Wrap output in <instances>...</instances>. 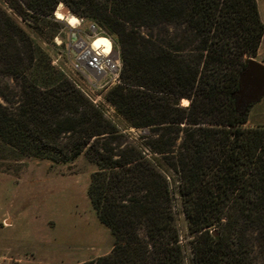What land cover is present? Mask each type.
<instances>
[{
    "label": "trees",
    "instance_id": "1",
    "mask_svg": "<svg viewBox=\"0 0 264 264\" xmlns=\"http://www.w3.org/2000/svg\"><path fill=\"white\" fill-rule=\"evenodd\" d=\"M10 1L33 28L63 3L109 35L121 65L104 100L148 129L131 141L0 7L1 144L52 163L84 155L96 169L87 196L113 244L80 264H185L178 204L192 264H264V125H244L254 104L235 95L264 34L257 0Z\"/></svg>",
    "mask_w": 264,
    "mask_h": 264
},
{
    "label": "rangeland",
    "instance_id": "2",
    "mask_svg": "<svg viewBox=\"0 0 264 264\" xmlns=\"http://www.w3.org/2000/svg\"><path fill=\"white\" fill-rule=\"evenodd\" d=\"M258 5L264 17V0H258ZM0 7L49 55L53 66L62 68L122 133L142 145V135L148 129L127 127L104 100L107 89L117 81L106 76L94 82L88 75L70 68L68 47L74 37L91 34L92 22L84 20L78 27L80 31L70 29L65 19L55 15L61 9L72 14L59 3L54 11L58 21L50 20L44 29H38L29 26L30 22L11 8L10 0H0ZM98 32L110 37L99 29ZM113 45L118 50L114 41ZM244 125H264V97L248 108ZM160 169L172 191H176L177 176L164 163ZM95 170L84 155L71 163H52L48 159L12 154L0 142V264H80L108 254L113 238L100 223L87 196L90 176ZM175 211L184 263L192 264V237L187 220L179 204Z\"/></svg>",
    "mask_w": 264,
    "mask_h": 264
},
{
    "label": "built area",
    "instance_id": "3",
    "mask_svg": "<svg viewBox=\"0 0 264 264\" xmlns=\"http://www.w3.org/2000/svg\"><path fill=\"white\" fill-rule=\"evenodd\" d=\"M77 19L78 23L74 26V30L80 31L78 27L84 23V20ZM89 30L91 34L86 35L87 38L77 36L70 43L68 47L70 68L75 72L88 75V78L94 82H99L106 76L117 81L121 63L117 55L119 51L115 49L113 40L100 34L94 24L89 25ZM97 37H105L110 41L109 53L104 52V47L92 46Z\"/></svg>",
    "mask_w": 264,
    "mask_h": 264
},
{
    "label": "water",
    "instance_id": "4",
    "mask_svg": "<svg viewBox=\"0 0 264 264\" xmlns=\"http://www.w3.org/2000/svg\"><path fill=\"white\" fill-rule=\"evenodd\" d=\"M117 55L119 57V52ZM235 95L237 105L248 106L261 101L264 97V64L255 59H249L245 69L239 75V87Z\"/></svg>",
    "mask_w": 264,
    "mask_h": 264
},
{
    "label": "bare ground",
    "instance_id": "5",
    "mask_svg": "<svg viewBox=\"0 0 264 264\" xmlns=\"http://www.w3.org/2000/svg\"><path fill=\"white\" fill-rule=\"evenodd\" d=\"M61 5V4H60ZM66 13V11H65ZM63 13L61 10H57L55 12V15L59 18V19H65L67 21V23H69L70 25H76L78 23V19L77 17H75L72 14H65ZM64 20V21H65ZM93 47L95 48H99L104 47V52L109 53L111 45H110V41L105 38V37H97L92 44ZM182 105L186 106L188 105L189 101L187 99L182 98L181 99Z\"/></svg>",
    "mask_w": 264,
    "mask_h": 264
},
{
    "label": "crops",
    "instance_id": "6",
    "mask_svg": "<svg viewBox=\"0 0 264 264\" xmlns=\"http://www.w3.org/2000/svg\"><path fill=\"white\" fill-rule=\"evenodd\" d=\"M257 4H258V0H257ZM258 10H259V14H260L261 21H262V23H263V25H264V17H263V15H262V13L260 12L259 5H258ZM61 11H62L63 13H65L64 9H61ZM65 14L67 15V14H69V12H66ZM65 21H66V20H65ZM66 23H67V21H66ZM82 24H83V23H82ZM67 25H68V27H69L70 29H73V30H74V26H75V25H70L69 23H67ZM254 59L257 60L258 62L264 64V34H263V37H262V39H261V42H260L259 48H258V50H257L256 57H255Z\"/></svg>",
    "mask_w": 264,
    "mask_h": 264
}]
</instances>
